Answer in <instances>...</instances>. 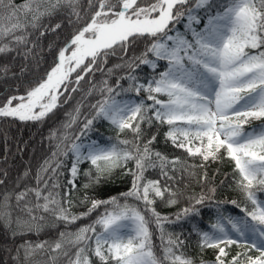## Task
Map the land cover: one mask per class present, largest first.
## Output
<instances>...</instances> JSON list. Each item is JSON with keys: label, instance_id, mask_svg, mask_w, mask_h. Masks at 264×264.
<instances>
[{"label": "snow or ice", "instance_id": "6c2138e0", "mask_svg": "<svg viewBox=\"0 0 264 264\" xmlns=\"http://www.w3.org/2000/svg\"><path fill=\"white\" fill-rule=\"evenodd\" d=\"M76 93L35 166L0 168V264H264V0H0V121L42 125ZM105 122L115 137L93 138ZM159 126L179 156L145 139ZM224 160L242 203L215 199ZM116 169L127 191L89 194ZM206 205L210 230L193 223ZM184 223L211 262L188 255Z\"/></svg>", "mask_w": 264, "mask_h": 264}, {"label": "trees", "instance_id": "16d2710c", "mask_svg": "<svg viewBox=\"0 0 264 264\" xmlns=\"http://www.w3.org/2000/svg\"><path fill=\"white\" fill-rule=\"evenodd\" d=\"M17 3L20 0H16ZM182 30V25L180 26ZM202 27V25H201ZM47 43V41H45ZM143 50V44L139 45L136 49L137 53ZM52 56L47 57L48 64L51 63ZM117 61L112 60L110 61L109 66L111 63H115ZM48 64H41L38 68L33 66L32 74L39 75L42 74ZM15 70V69H14ZM147 72V69H145ZM31 78V77H29ZM97 79H99V75H97ZM26 86V85H25ZM83 87L86 89L88 87L87 84H84ZM21 91H23V86L21 87ZM76 99L72 100L69 104L64 105L60 108L55 117L48 120L44 124H32V123H20V122H8V121H0V168L8 167L11 169L12 174L16 175L18 172L23 171V169L31 164L33 166L36 165L37 161L40 160L46 151V144L47 141H44L42 145V139L46 137L49 133V130L52 127H56L64 117L66 112L71 111L72 107L75 105L76 101L80 99L81 93L75 94ZM85 113H87L88 109L85 107L83 109ZM55 121V123H54ZM260 122L254 121L252 125L247 126L249 128L256 127ZM167 131V126H159L153 127L150 133H147L145 139L150 138L152 134H155L157 139L153 144V148L156 151H160L164 155L169 156L170 158L173 156H179L180 150L174 149L172 144L165 140V132ZM93 138L101 137H115V132L108 126L105 122L103 124L97 125V131L94 132ZM5 139L7 140V145H5ZM8 149L7 155V162L5 163V148ZM22 149V151H18ZM199 163V161H196ZM132 165L129 164V167ZM87 167V165H84ZM232 169L233 165L224 160L223 162H216L210 163L207 168L208 177L213 185L217 187V194H216V201H230V200H237L238 202H243L242 195L234 190V185L232 183ZM123 169H116L111 174L110 177L103 180L100 185L96 187L94 191H90V195L94 196L96 199H107L110 196L118 195L120 192L127 191L131 184V177L123 175ZM149 178L155 179L158 176V173H149ZM223 181V183H221ZM82 182V181H81ZM186 184H188L187 193H199L201 191L200 185L196 182L195 179L187 180L185 179ZM181 188L184 187V184L180 185ZM83 195V193H80ZM264 196V194H260ZM185 206V203L181 201L178 205L174 207H167L163 203H157L156 208L157 211L161 212L164 215H171L178 212L181 208ZM86 206H77L73 209V211L79 213L86 211ZM104 209L101 207L94 212L90 218H85L79 222L75 226H73V230L77 227L82 225L91 223L92 220L96 218ZM222 211L226 215H242L239 209L236 208L231 203H225L223 205ZM217 216V210L214 206L206 205L201 209V215L199 217H195L193 219V223L199 225L202 230H210L211 223L215 222ZM191 224L184 223L183 224V231L184 235L188 239V246H187V253L188 255L194 257L197 261L201 258L211 262L214 259V252L213 250H205L201 256L200 250L197 247L198 237L196 234L189 235ZM2 225H0V231H2ZM175 231H181L180 227H175ZM55 233H50V235H54ZM35 238V237H33ZM42 239L48 238L47 236L42 235ZM157 246H159L160 241L158 239L155 240ZM235 249H233V253Z\"/></svg>", "mask_w": 264, "mask_h": 264}]
</instances>
